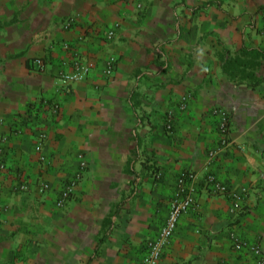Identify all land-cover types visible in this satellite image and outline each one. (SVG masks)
<instances>
[{
    "label": "crops",
    "instance_id": "1",
    "mask_svg": "<svg viewBox=\"0 0 264 264\" xmlns=\"http://www.w3.org/2000/svg\"><path fill=\"white\" fill-rule=\"evenodd\" d=\"M243 47L264 51V0H0V264H140L184 171L196 207L158 264H257L229 239L264 253V86L228 80L219 58ZM76 58L89 74L60 90ZM221 114L230 142L219 149ZM208 174L240 210L206 191Z\"/></svg>",
    "mask_w": 264,
    "mask_h": 264
},
{
    "label": "built area",
    "instance_id": "2",
    "mask_svg": "<svg viewBox=\"0 0 264 264\" xmlns=\"http://www.w3.org/2000/svg\"><path fill=\"white\" fill-rule=\"evenodd\" d=\"M71 25V21L67 20L64 24V28H69ZM115 36L114 30H110L106 34V38L112 39ZM116 65V59L114 57H109L105 63V75L107 77H111ZM32 68L34 71L42 72L45 68V62L43 59H35L32 61ZM91 69V64L86 61H82L80 59H75L71 70L68 72H62L57 77V85L60 90L63 91H69L71 86L76 83L83 81L87 78L89 72ZM187 98L183 97L181 99L180 107L184 108L185 102ZM52 111L57 112L58 111V105L53 104L52 105ZM165 128L168 131H171L172 126L170 122H166ZM229 128H230V119L228 115L221 114V117L218 122V134L220 136V147L219 149L226 147L230 140H229ZM44 139L43 135L39 136V141L36 144V151H41V141ZM215 151H209L208 157L213 158L216 154ZM39 161L42 163H46V159L43 156H40ZM80 169L75 174L73 179L66 184L57 201H56V207L61 209L64 208L66 202L70 199V197L73 194L74 189L78 185V183L81 181L83 177V172L86 168V163L82 162L80 163ZM3 169V166L0 165V170ZM160 176L159 172L154 173V177L157 179ZM195 179V174L189 171L182 172L178 178H177V197L170 203L169 211L167 214V217L161 226L157 237L154 240L147 241L145 244L146 247V254L144 255L142 261L140 264H158L161 256L164 246L167 244L169 239L174 234L179 219L181 216L190 210H192L194 207H196V201H195V190L190 187V182ZM203 185L206 189V191L211 195H221V196H227L228 198L232 199L233 204L231 207L232 212H236L240 210V204L238 203V193L236 191H233L224 184L220 183L217 178L212 175L208 174L204 177ZM20 189H23L22 186H20ZM49 189L48 184L40 183L39 184V190L41 193L46 192ZM242 193H245V190H243ZM229 239L233 242L234 249L236 251H240L243 249H246L249 251L252 255H254L257 259V264H264V253L261 249V247L258 244H250L248 242H245L238 238L233 233L229 234Z\"/></svg>",
    "mask_w": 264,
    "mask_h": 264
},
{
    "label": "trees",
    "instance_id": "3",
    "mask_svg": "<svg viewBox=\"0 0 264 264\" xmlns=\"http://www.w3.org/2000/svg\"><path fill=\"white\" fill-rule=\"evenodd\" d=\"M219 58L228 80L246 83L251 89L264 86V51L243 47L233 55L225 50Z\"/></svg>",
    "mask_w": 264,
    "mask_h": 264
}]
</instances>
